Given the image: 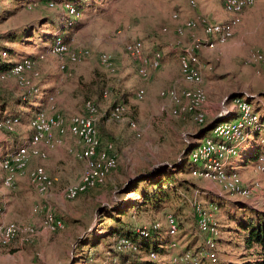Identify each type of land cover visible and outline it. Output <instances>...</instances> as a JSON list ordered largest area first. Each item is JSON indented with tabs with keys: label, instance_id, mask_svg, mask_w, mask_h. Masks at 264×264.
<instances>
[{
	"label": "rangeland",
	"instance_id": "obj_1",
	"mask_svg": "<svg viewBox=\"0 0 264 264\" xmlns=\"http://www.w3.org/2000/svg\"><path fill=\"white\" fill-rule=\"evenodd\" d=\"M46 2V0H35L34 2L27 0L25 4L24 0L22 3L20 0H0V44L8 50H12L9 56L2 53L1 59L13 64L4 73H0V102L1 99L21 96L29 92L28 90H36L37 93L41 90V85H44V80H51L56 75L62 78L61 83L64 84L66 78L70 76L67 72L68 68L69 72L75 75L73 78L79 79L78 85L82 86V81L88 83L90 79L92 81L95 79L106 86V93L99 97L95 106L99 114H105L109 111L115 100L126 99L129 117L138 123L141 137L136 138L126 123L106 121L111 132L119 131L116 133V137H112L118 155V167L103 186L89 190L74 200L65 199L63 190L67 185L78 181L83 165L68 152V149H76L74 140L69 137L64 138L65 144L63 145L50 150L44 149L46 154L44 159L34 158L31 160L30 168L38 165L43 166L48 175L57 180L45 201L43 199L40 201L37 198L25 177L20 178L24 180L22 183L15 182L12 188H5L2 184L4 173L0 169V206L4 210L1 217L5 216L9 205L12 207L11 212L17 205L28 208L29 212L38 206L50 208L65 226L64 229L47 238L48 242H54L59 246H37L36 238L41 227L29 223L36 231V236L32 242L26 244L15 241L7 247H0V264H44L42 256L46 255L47 258L51 259L50 254L53 255L54 253L59 255L58 262L60 261V264H119L117 260H114L113 253L114 243L117 239L114 236H106L103 230L119 224L107 217L110 215L115 218L117 209L121 208L127 209V214L122 217L121 221L130 224L135 229L149 227L155 222L160 223L161 229L158 233L165 232L162 234V242H164L162 248L166 246L169 248L170 243L176 241L167 233L165 214L176 215L180 220L179 226L182 229V234H178V239L181 244L186 245L187 249L198 256L204 244V237L198 233L194 223H192L191 203L196 198L194 197V189L200 190L201 194L197 198L199 201L204 205L213 203L218 209L213 218L220 231L217 238L218 260L216 264H240L244 260V256L252 253L253 250L247 251L242 234L237 230V223L239 219L244 220L245 218L242 216L243 207L258 210L264 214V182L260 188L262 194L256 199H252L254 195L249 198L231 195L229 198L232 201L228 202L229 204H225L219 198H214L212 201L204 199L205 194L200 188L203 187L202 182L204 180L191 176V169L194 166L189 161V156L180 154L184 147H188L187 143L191 142V137L182 136L181 133L175 135L169 129L175 125L174 118L168 112L160 110L165 101L159 97V93L166 88L163 86L156 90H145V95L139 99L136 94L140 78L146 80L151 69H147L145 78L138 76L137 69L136 72L134 69V65L137 68V62L125 52L126 45L130 43L138 44L148 56L152 53H150L151 49L159 51L161 55L165 48L175 50L179 54L183 53L182 49L185 51L189 46L188 49L190 50L203 40L200 39L202 35L200 36L197 31L192 30L199 28L203 31V28L187 29L186 22L205 18H197V15L213 16L219 9V0H86L80 5L81 16H78L75 8L68 3L48 2L47 4ZM255 2L252 6L261 10L264 6V0H255ZM223 6L225 8L224 3ZM68 7L73 8V12H70ZM61 11L68 16L77 17L74 18V21L65 20V22L69 21L66 25H71L70 28L64 27L63 23L61 24L63 18ZM188 16L192 19L182 22V25L177 26L174 32L173 29H170L173 27V22L183 20ZM205 19L210 21L209 18ZM57 27L63 28L65 32L56 34L54 31L57 30ZM25 30H27L26 32L32 31L30 37L23 35ZM263 33L264 15H260L251 28L249 38L245 40L246 54L240 59L238 66L245 69L254 66L255 71H258L257 67H261L263 62H249L247 58L251 52H260L264 55V37L261 36ZM9 34H15L18 40L14 43H5L6 36ZM58 35L65 43L51 44V39ZM186 35L190 37L188 43L183 38ZM57 43L66 46L68 53L87 52L88 55L80 56L77 60L72 61L67 55L48 54L49 47ZM202 48L204 46H201L196 53L198 57ZM102 55L110 57L112 69L102 65L100 62ZM27 57L32 59H25ZM20 63H24L20 74H9L11 68L14 65L20 66ZM124 67L127 69L126 72ZM203 70L204 65L202 64V72ZM209 70H212V67ZM181 76L187 82L182 74ZM191 85L189 88L188 86L181 88L176 84L167 90L173 87H178L177 89L180 88V90H190L196 86ZM198 85L204 90L202 74L201 83ZM70 88L65 90V96L76 92ZM80 91L82 111L77 114L84 113L85 100H94V94L90 90ZM56 92L58 95L61 90H56ZM73 102V100L68 102L66 107L69 109L71 104H74ZM34 103V101H30L28 106L21 108L23 110L35 109ZM249 104L258 120L261 121L264 118L263 111L259 109L256 103L250 102ZM50 108L46 110L61 115L73 113L65 109L62 111L55 110L54 106L52 109ZM13 115L19 116L7 111L6 116ZM190 121L193 129L198 128L192 118ZM27 122L26 119H21L20 126L15 128L13 133L0 132V135L15 143L20 141L15 147L17 148L28 137ZM120 136L127 139L128 144L126 146L124 139H121ZM248 138L250 144L245 148L246 152H250L256 146L261 152L264 150V129L259 133L250 132ZM1 148L2 151H5L2 146ZM243 157L244 154L239 153L236 157L239 163L235 167L231 165L242 179H244L242 174L245 170L240 162ZM179 167L182 168L181 173H178ZM247 167L246 171H250V176L249 180L245 181L261 179L254 173L256 161L250 162ZM74 171L76 172L74 173ZM169 171L175 172L177 184L164 186L160 190L161 193L157 191V194L152 198L149 197V200L146 201V195H151L155 191V185L152 181L162 180L163 175ZM138 178L144 181L138 184L135 190L131 188V185ZM183 181L188 183L180 186V184H184ZM15 187L19 188L15 189ZM219 190L230 195L220 187ZM163 192L168 195L167 198L161 197ZM36 200L38 203H35ZM10 216L12 219H0V222H14L30 226L24 223L25 220L15 219L13 213ZM222 233L224 235H222L221 241ZM93 236H95L94 240L97 241L92 246L90 243L93 241ZM97 237L98 239H96ZM66 240H70L72 246H63L66 245ZM193 240L201 242V246H187ZM83 244L87 245L83 246ZM161 257L162 255L158 254L157 264H163ZM196 264L211 263L198 257Z\"/></svg>",
	"mask_w": 264,
	"mask_h": 264
},
{
	"label": "built area",
	"instance_id": "obj_2",
	"mask_svg": "<svg viewBox=\"0 0 264 264\" xmlns=\"http://www.w3.org/2000/svg\"><path fill=\"white\" fill-rule=\"evenodd\" d=\"M240 0H238V3ZM29 92L36 90H28ZM144 90H138L136 96L141 99ZM161 98L166 99L171 107V115L180 117L189 115L198 128L207 124L205 105L207 95L205 90H162ZM53 95L49 102H53ZM227 101V100H226ZM229 102V101H227ZM231 109L225 105L219 110L216 119L230 116L232 111L239 115L237 121L222 122L211 129V137L205 138L190 149L189 161L194 166L191 176L199 180L211 182L230 195L249 198L262 187L264 182V150L256 160L254 173L261 179L245 181L235 168H229L231 158L238 155V147L245 134L258 132L262 128L261 122L253 111L249 102L240 98H232ZM52 109V107L50 108ZM105 114H99L98 109L91 103H84V113L61 115L46 109H39L29 120L32 134L22 145L13 150L2 151L0 146V169L4 173L2 184L5 188H12L19 178H27L31 188L40 196L47 197L53 190L56 179H52L43 166L30 168L34 158L44 159L45 150L54 149L65 144L64 138L74 140L76 149H68L70 155L83 164V169L77 182L67 185L63 196L67 200H74L89 190L101 187L108 177L118 167V155L111 141H103L98 131V122ZM108 119L116 123H126L136 138L141 137L138 123L129 117L127 104L119 103L109 111ZM20 116H6L0 119V132L13 133L20 126ZM199 189H194V200L191 203L193 223L200 235L204 237L201 252L193 254L180 244L179 218L171 213L165 214V222L169 237L176 241L170 243L169 248L179 253L163 264H194L197 258H202L211 264L218 260L217 238L220 235L217 224L213 218L217 214V207L213 204L204 205L197 198ZM206 206V207H205ZM4 210L0 206V216ZM32 213L40 217L41 229L54 234L64 228V223L58 219L50 208L34 207ZM161 229V224L153 223L149 227L137 228V233L148 239ZM36 231L31 226L16 224L14 222L0 223V247H7L15 241L31 243ZM114 251L122 255L140 253L135 242L130 239H118L114 243ZM148 260L156 262L158 253L149 251ZM120 264H130L125 261Z\"/></svg>",
	"mask_w": 264,
	"mask_h": 264
},
{
	"label": "crops",
	"instance_id": "obj_3",
	"mask_svg": "<svg viewBox=\"0 0 264 264\" xmlns=\"http://www.w3.org/2000/svg\"><path fill=\"white\" fill-rule=\"evenodd\" d=\"M220 6L217 11L213 16L208 17L205 15H197L198 17H205L209 18L210 21L212 22H225L231 18V14L226 11V9L223 6L222 0H219ZM254 3L255 0H254ZM22 5V4H21ZM254 6V5H253ZM251 7L248 8L242 17L241 23L237 26L235 34L232 39L227 41L224 44H219L216 47L209 49L206 46L202 48L199 52V57L200 61L204 65V70L202 72L203 75V87L207 95V102L205 105V113H206V118H207V124L212 122L213 120L216 119V115L219 112V110L222 108V106L227 102L226 100L229 98H240L244 101L247 102H254L258 105L259 109L263 111V117H264V63L261 64V67H257L258 71H255V67L253 66L252 68H247L245 69L244 67L238 66L240 59L246 54V39L249 38L250 33H251V28L254 24V22L257 20V17L260 15H264V6L259 10L257 7ZM62 12V11H61ZM191 17L188 16V18H185L180 21H176L175 23L173 22V27L170 28L171 30L173 29V32L175 31L177 26L182 25V22L185 20L190 19ZM188 21V20H187ZM190 31V30H189ZM192 31H197V33L202 37L200 39H203L202 41L205 40L203 31L201 29H196ZM261 36L264 37V33L261 34ZM187 40V43L190 40V37L187 35L183 37ZM187 47V46H186ZM190 47V46H189ZM188 47V48H189ZM182 49L183 53H186L189 51V49ZM169 49V48H168ZM164 49L163 54L161 55V66L160 68L154 70L151 69L149 71V76L146 80H143L140 78L139 84H138V90H156L159 87H165L167 90L168 88L172 87V85H179L181 88L184 87H191L192 85L187 83L181 76V71H180V65H179V58L180 54L177 53L175 50L172 51V49L168 50ZM155 49H151V52H154ZM255 51V50H252ZM260 51V50H257ZM159 52V51H158ZM262 63V62H261ZM212 70H209L211 69ZM261 70H260V69ZM124 71L126 72L127 69L126 67L123 68ZM122 69V71H123ZM134 69L136 72V66L134 65ZM67 72L70 75L66 80L64 81V84L61 83L62 78L60 79L59 76H54L53 79L51 80H44L43 84L41 85V90L37 92V94L31 99V101H34L35 103V109L31 108L29 110H23L21 107H18L15 111L16 114H18L22 120L26 119L28 122V137L22 142V144L30 138L32 131L31 128L29 127V120L34 114L39 109H48L49 107L54 106L55 110L62 111L65 109L66 111H72L73 113L70 114H77L81 110V105H82V95L80 90H86L87 84H89L92 79L89 80L88 83L86 82H81V85H78V80L76 78H73L75 75L71 74L67 68ZM137 73V72H136ZM144 81V82H143ZM69 82V83H68ZM54 85V86H53ZM71 87V88H70ZM72 89L76 90L74 94H70L65 96V90L67 89ZM178 88V87H177ZM180 89V88H179ZM56 90H61L59 94L57 95L58 92ZM162 91V90H161ZM54 97L53 102H49V97L52 96ZM160 97V96H159ZM161 98V97H160ZM165 102L161 106L160 110L163 112H168L171 115V107L169 102L162 98ZM74 101V104H71L70 108L68 109L66 107V104L68 102ZM95 100V96H94ZM29 105V104H28ZM225 106L229 109L233 107V104L229 101L228 103L225 104ZM33 109V110H32ZM6 114L4 115V117ZM175 121V125L171 126L169 129L175 133V135L181 133L182 136L188 135L191 137V142L187 143V146H195L199 142L203 141L207 137H211V132L207 134L206 136H199V128L193 129L191 127V117L189 115H184L180 117H175L172 116ZM238 113L234 110L230 114V116H227L222 119H229L227 122L230 121H237L238 120ZM262 124V129H264V118L260 121ZM106 130L108 131V135L110 137H116V133L118 132H111L109 125L106 124ZM260 130V131H261ZM254 132V133H259ZM248 134H245L241 143L239 144L238 147V155L239 153L244 154L243 160H241L240 164H242L243 169L245 172L242 174L244 180H249L250 176V171H246L248 169L247 167V159L251 155H260L261 151L260 149L256 146L253 148L250 152H246L245 148L250 144L249 143V138ZM20 141H17L16 143L12 140H9L5 138L4 136L0 135V146H2L5 151L7 149L15 148ZM187 147H184L182 153H184L185 149ZM250 153V154H249ZM237 157V156H236ZM231 158L228 166L229 168H232V166L235 167L236 164H238L237 158ZM81 163V162H80ZM82 164V163H81ZM83 165V164H82ZM76 169V168H75ZM74 169V170H75ZM76 171H74L75 173ZM72 173V171H70ZM20 178L16 181L17 183H22ZM203 181V180H202ZM193 183V182H192ZM195 184V183H194ZM203 187L202 191L205 194L206 200H214V198H219L220 201L224 202L225 204H229L228 202H231V198H229L231 195H226L222 191L219 190V187L211 182L208 181H203L202 182ZM19 187H15V189H18ZM35 192V191H34ZM37 198L42 201H45L46 197L40 196L35 192ZM262 194V190L257 191L254 194V197L252 199H256ZM25 196V195H24ZM251 199V200H252ZM35 203H38V200H36ZM38 205V204H37ZM35 206V205H34ZM12 207L9 205L8 209L6 210V214L4 217L0 216V219L6 220L7 218H11L10 216L11 213H13L15 219L17 220H25L24 223H27L28 225L35 224L38 227H41L40 223V217L35 216L32 212H29L28 208L22 206V205H17L14 209L13 212H11ZM33 210V209H32ZM3 223V222H0ZM193 223V222H192ZM32 226V225H30ZM65 227V226H64ZM64 229V228H63ZM165 233L164 231L162 234ZM182 234V229L179 226V235ZM162 234L157 233V238L154 239L153 241H156L161 253V261L166 262L175 257L179 252L177 250H172L168 248L167 246L165 248H162V245L164 242H162ZM222 235L221 234V241H222ZM52 236L51 233L46 232L45 230L41 229V231L38 233L37 238H36V245L37 246H59L54 242H48L47 238ZM70 236V235H68ZM71 238V236H70ZM177 240H179L177 238ZM65 242L66 245L63 246H72V243H70V240H66ZM114 241V239H113ZM180 244L181 241L179 240ZM182 246H186L182 244ZM187 246H201V242H198L196 240H193L188 244ZM51 259L47 258L46 255L42 256V262L44 264H56L58 262V259L60 258L57 253H54L53 255L50 254ZM114 260H117L118 263L120 264L119 260L117 257H114ZM142 260H148L147 255L142 256ZM60 264V261L57 263ZM160 264V263H159Z\"/></svg>",
	"mask_w": 264,
	"mask_h": 264
},
{
	"label": "trees",
	"instance_id": "obj_4",
	"mask_svg": "<svg viewBox=\"0 0 264 264\" xmlns=\"http://www.w3.org/2000/svg\"><path fill=\"white\" fill-rule=\"evenodd\" d=\"M25 4L27 0H24ZM30 2H34L35 0H29ZM42 1V0H39ZM86 0H47V4L48 2H55V3H61V2H65L68 3L70 5H72L75 10L78 12V16H81V12H80V5L83 4V2ZM23 0H20V3H22ZM63 18L61 20V24L63 23L64 27H69V25H66L68 22L65 20L66 19H70V20H75L74 18L77 17H73V16H68V14H65L64 12H62ZM64 29L61 27L58 28L57 30H55L54 32L57 33H64L65 31H63ZM27 30L23 31V35H26V37H30L29 35H31L32 31H34V29H32L31 32H26ZM61 34V35H62ZM28 35V36H27ZM52 38V37H51ZM18 40V37L15 36V34H9L6 36L5 39V43H14L15 41ZM21 40V39H20ZM52 43H56V42H61V43H65L60 36H55L54 38L51 39ZM1 42V41H0ZM10 52L12 53V50H8V48H5L4 46H2L0 44V73H2L4 70L8 69L11 65H13L12 63L3 61L1 59V55L2 53H5L7 56H9ZM25 59H32L30 57H27ZM21 61V60H20ZM86 90H90L91 93L93 92V96H95V100H85V102H91L94 106H96L97 101L99 99V97H101V95H104L106 92L105 90H107L106 86L100 82H98L97 80H93L91 81L89 84H87L86 86ZM36 92H26L24 94H22L21 96H17V97H11V98H7V99H1L0 102V117H3L5 114H7V111H9V113L11 114H16L15 111L18 107L21 106H28V104L30 103L31 99L36 95ZM88 98V97H87ZM92 99V98H90ZM122 101V102H119ZM126 99L125 100H115L112 103V106L110 107L113 108L114 106H116L119 103H124L126 104ZM84 102V103H85ZM109 109V111H110ZM109 111H107L104 115V117H101L99 122H98V131L100 134V137L103 141H111L113 144V140L114 138L110 137L108 135V132L106 130V121H108V116H109ZM10 115V114H9ZM17 115V114H16ZM14 116V115H13ZM229 119H219V120H215L212 121L213 123H211L209 125L208 130H203L208 124H206L205 126H203L202 128H199V136H206L207 134H209L211 132V129L218 123H222V122H227ZM125 133V132H123ZM121 139H124V143L125 146L128 144V141H126L127 139L124 136H120ZM115 146V144H114ZM194 146H188L183 155L187 156L189 154V151L191 148H193ZM116 149V147H115ZM117 152V151H116ZM259 156L258 155H251L249 157V159H247V165L252 162V161H256L257 158ZM177 167V165H176ZM182 168L179 167L178 173H181ZM162 180L159 181H155L152 183L155 185V191L152 192V196L151 195H146L147 197H145L146 201L149 200V197H153L155 194H157V191L160 192V190L162 188H164V186H175L176 183V176H175V172H167L163 175ZM142 181L141 178L136 179L133 184L131 185V188L133 189H137L138 184H140ZM182 183L184 184H180V186H184L186 183L183 181ZM191 184V183H190ZM192 185V184H191ZM96 189V188H95ZM88 192V191H87ZM86 192V193H87ZM165 192H163V194H161V197H166L167 198V194H164ZM85 194V193H84ZM80 196V195H79ZM159 200V199H158ZM155 202V201H154ZM161 202V201H160ZM213 204V203H212ZM117 216L115 218H112V216H108L107 218L115 220V222H118L119 224H116L115 227H111L109 226L107 230H103L105 231V235L106 236H114L116 237V239H130L133 242L136 243V245L139 248V252L140 253H135V254H128V255H122L117 253L116 251H113L114 253V257H117V259L119 260V262L123 263L125 261L130 262V264H157L154 261H150V260H142V256L143 255H147L149 253V251H154L156 253H161V250L157 244L156 241H153L154 239H156L157 233L160 232V230L157 233H154L150 236V238L148 239H143L136 231L135 228H133L130 224H126L124 222L121 221L122 217L126 216L127 214V209L126 208H121V209H117ZM243 214L242 216H244V220L239 219V222L237 223V230L242 234V239H243V243L247 249V251H250L251 249L253 250L252 253H249L247 255L244 256V260L240 263V264H264V214L258 210H253V209H249L246 207L242 208ZM247 214V215H246ZM238 220V219H235ZM104 235V234H103ZM93 236V241L92 243H90V245H94L97 240H94ZM101 238V237H100ZM98 239V237L96 238ZM82 243V242H81ZM89 244V243H88ZM87 245V244H83ZM246 258H248V260H246ZM217 263V262H216ZM214 263V264H216ZM196 264V263H194Z\"/></svg>",
	"mask_w": 264,
	"mask_h": 264
},
{
	"label": "bare ground",
	"instance_id": "obj_5",
	"mask_svg": "<svg viewBox=\"0 0 264 264\" xmlns=\"http://www.w3.org/2000/svg\"><path fill=\"white\" fill-rule=\"evenodd\" d=\"M223 3L226 10L232 15L227 22H210L205 18H199L196 21L193 20L186 22L187 29L201 27L203 28V32L205 33L204 41L194 45L188 52L180 54L179 64L181 68V74L184 78H186L188 83L196 85L190 90H202V88L198 85L199 83H201L202 63L196 54L197 51L201 46L214 48L215 46L224 44L232 39L236 27L241 22L243 13L245 12V10L252 7L254 0H240L239 3L238 0H223ZM69 11L73 12V8H69ZM125 52L128 56L131 57V59L137 62V74L142 78H145L147 76L148 68L156 70L161 66V54L157 51L152 52L150 56H148L144 53V51L138 44L130 43L126 45ZM48 54L67 55L72 61L77 60L80 56L82 57L83 55H88L87 52L68 53L67 47L61 43L51 45L48 49ZM247 59L249 62L264 63V55L260 52H251L248 55ZM100 62L106 68L112 69L111 59L107 55H102L100 57ZM23 65L24 63H20V66L14 65L11 68V72L9 74L19 75L23 70ZM5 71L6 70H4L3 73ZM169 90L180 89L173 87Z\"/></svg>",
	"mask_w": 264,
	"mask_h": 264
},
{
	"label": "water",
	"instance_id": "obj_6",
	"mask_svg": "<svg viewBox=\"0 0 264 264\" xmlns=\"http://www.w3.org/2000/svg\"><path fill=\"white\" fill-rule=\"evenodd\" d=\"M233 98H234V97H233ZM231 99H232V98H231ZM227 100H228V101H230V99H229V98H228ZM213 121H215V120H213ZM211 123H213V122H210V123H209V124H208V125H207V126L204 128V129H203V130H206V129L208 130V128H209V125H210Z\"/></svg>",
	"mask_w": 264,
	"mask_h": 264
}]
</instances>
